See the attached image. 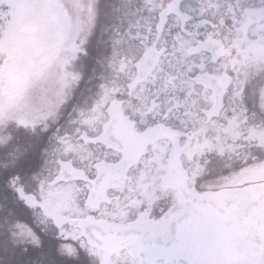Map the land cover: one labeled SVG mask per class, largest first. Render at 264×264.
Listing matches in <instances>:
<instances>
[{
	"label": "snow or ice",
	"instance_id": "obj_1",
	"mask_svg": "<svg viewBox=\"0 0 264 264\" xmlns=\"http://www.w3.org/2000/svg\"><path fill=\"white\" fill-rule=\"evenodd\" d=\"M0 264H264V0H0Z\"/></svg>",
	"mask_w": 264,
	"mask_h": 264
}]
</instances>
